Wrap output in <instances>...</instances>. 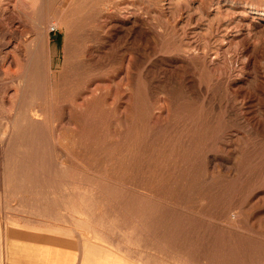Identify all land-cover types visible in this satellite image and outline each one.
<instances>
[{"label": "rangeland", "instance_id": "obj_1", "mask_svg": "<svg viewBox=\"0 0 264 264\" xmlns=\"http://www.w3.org/2000/svg\"><path fill=\"white\" fill-rule=\"evenodd\" d=\"M23 1L20 50L0 0V213L80 264H264V0Z\"/></svg>", "mask_w": 264, "mask_h": 264}, {"label": "crops", "instance_id": "obj_2", "mask_svg": "<svg viewBox=\"0 0 264 264\" xmlns=\"http://www.w3.org/2000/svg\"><path fill=\"white\" fill-rule=\"evenodd\" d=\"M6 213H0V264H80L81 248L74 239L51 240Z\"/></svg>", "mask_w": 264, "mask_h": 264}, {"label": "bare ground", "instance_id": "obj_3", "mask_svg": "<svg viewBox=\"0 0 264 264\" xmlns=\"http://www.w3.org/2000/svg\"><path fill=\"white\" fill-rule=\"evenodd\" d=\"M12 1L13 0H5L4 3L6 5L3 4L4 8L2 9L3 10L6 9V13L4 14V16H5L8 26L10 25L15 26L12 37L13 39H15V41H17L15 42V45H16L15 48L20 49L22 47V44L20 42L21 35H22L21 31H23L24 28L27 27V25L24 24L22 20L17 21V17L14 15V11L9 7V4ZM23 2L25 1L18 0V3L20 4ZM57 26H58L57 23H52L51 25H48V23L46 22H39L38 24L31 27V29L33 30L34 36H33L32 42L30 43L31 44L30 52L25 55L20 53V58L18 57V60H17L18 62L22 63L23 68L26 65L25 67L26 68L25 75L27 76L26 79L28 80V77L30 78V81L29 83H27V86L30 85V83L32 85L35 84L37 80H39L42 77L41 65L43 64V59L45 60V56L47 53V42L45 41V34L47 33L48 30H52V28L55 29ZM7 29L8 27H4L0 19V33L7 34ZM9 42H7L5 45H9ZM14 57H16V55H14ZM29 63H30V66H28ZM23 75H24V69L19 78L23 79ZM30 113H31L32 118H34L35 121L40 120L37 116V113L34 110H31Z\"/></svg>", "mask_w": 264, "mask_h": 264}]
</instances>
